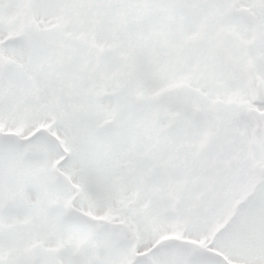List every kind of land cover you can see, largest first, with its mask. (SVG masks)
Returning <instances> with one entry per match:
<instances>
[{
	"label": "snow or ice",
	"instance_id": "snow-or-ice-1",
	"mask_svg": "<svg viewBox=\"0 0 264 264\" xmlns=\"http://www.w3.org/2000/svg\"><path fill=\"white\" fill-rule=\"evenodd\" d=\"M0 264H264V0H0Z\"/></svg>",
	"mask_w": 264,
	"mask_h": 264
}]
</instances>
